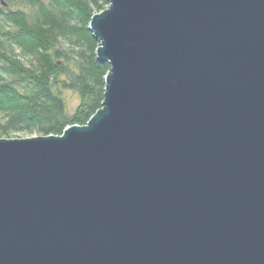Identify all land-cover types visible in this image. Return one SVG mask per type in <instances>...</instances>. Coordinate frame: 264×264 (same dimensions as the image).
<instances>
[{"label":"water","instance_id":"obj_1","mask_svg":"<svg viewBox=\"0 0 264 264\" xmlns=\"http://www.w3.org/2000/svg\"><path fill=\"white\" fill-rule=\"evenodd\" d=\"M108 2L103 108L0 139V264H264V0Z\"/></svg>","mask_w":264,"mask_h":264},{"label":"trees","instance_id":"obj_2","mask_svg":"<svg viewBox=\"0 0 264 264\" xmlns=\"http://www.w3.org/2000/svg\"><path fill=\"white\" fill-rule=\"evenodd\" d=\"M2 1L0 134L61 136L69 126L87 125L103 108L111 70L97 59L99 42L89 28L108 0ZM63 90L80 96L73 115L66 112Z\"/></svg>","mask_w":264,"mask_h":264},{"label":"rangeland","instance_id":"obj_3","mask_svg":"<svg viewBox=\"0 0 264 264\" xmlns=\"http://www.w3.org/2000/svg\"><path fill=\"white\" fill-rule=\"evenodd\" d=\"M2 3V0H0V4ZM110 5H106L105 8L108 9ZM17 7H13L14 10H16ZM100 13V12H98ZM63 46L66 47L67 49H70V45L68 43H66L65 41H63ZM80 49H83V48H80L78 46H75L74 45V48L73 50L75 51H80ZM18 55H19V51L17 50L16 52ZM21 60L23 62H27V59L24 58V57H20ZM62 97L65 101V104H66V112L69 114V115H73L76 111V109L78 108V106L80 105V96L79 94H77L76 92L74 91H71V90H63V93H62ZM39 136L38 134H21V133H12L10 135H4V134H0V139H28V138H33V137H37Z\"/></svg>","mask_w":264,"mask_h":264},{"label":"bare ground","instance_id":"obj_4","mask_svg":"<svg viewBox=\"0 0 264 264\" xmlns=\"http://www.w3.org/2000/svg\"><path fill=\"white\" fill-rule=\"evenodd\" d=\"M110 7V6H109Z\"/></svg>","mask_w":264,"mask_h":264}]
</instances>
